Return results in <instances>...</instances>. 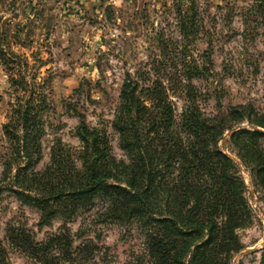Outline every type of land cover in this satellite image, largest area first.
<instances>
[{"label":"rangeland","instance_id":"obj_1","mask_svg":"<svg viewBox=\"0 0 264 264\" xmlns=\"http://www.w3.org/2000/svg\"><path fill=\"white\" fill-rule=\"evenodd\" d=\"M255 2L0 0V238L11 263L37 264L11 243L12 230L25 231L42 243L65 227L74 248L90 241L98 246L88 264H130L144 251L140 233L98 221L97 209L72 221L57 218L45 224L33 205L21 202L10 190L15 171L5 178L4 170L12 143L3 125L10 122L18 98L13 78L25 75L43 97L36 171L45 169L58 142L80 146L76 136L80 116L90 127L106 130L114 155L124 158L112 121L127 74L136 78L149 74L146 80L139 79L141 85L159 80L177 116L185 105L187 84L199 92L206 117L227 114L230 107L264 116V29L253 11ZM185 15L193 24L184 38L180 23ZM189 65L203 70L204 76L189 80ZM239 126L250 127L245 122L232 130ZM228 133L226 145L222 141L220 146L237 164L252 211V225L237 232L243 249L233 254L229 264H262L264 190L254 185L251 171L227 144Z\"/></svg>","mask_w":264,"mask_h":264},{"label":"trees","instance_id":"obj_2","mask_svg":"<svg viewBox=\"0 0 264 264\" xmlns=\"http://www.w3.org/2000/svg\"><path fill=\"white\" fill-rule=\"evenodd\" d=\"M253 11L264 29V0H256ZM181 20L185 38L193 23L186 15ZM188 68L189 80L205 74L194 65ZM146 75L127 74L120 90L112 128L123 159L114 155L106 130L90 127L80 116V146L55 144L43 171L35 170L41 159L43 97L25 75L13 78L18 98L3 125L12 143L5 178L15 171L9 188L33 205L45 224L97 209L98 221L136 230L144 251L130 264H229L243 249L237 232L252 225V211L237 164L220 145L236 125L250 126L233 132L227 144L264 190V116L230 107L227 114L206 117L190 84L183 87L185 105L177 116L159 80L140 84ZM9 238L37 264H88L98 248L92 241L74 248L65 227L42 243L19 230L10 231ZM0 264H13L1 238Z\"/></svg>","mask_w":264,"mask_h":264},{"label":"water","instance_id":"obj_3","mask_svg":"<svg viewBox=\"0 0 264 264\" xmlns=\"http://www.w3.org/2000/svg\"><path fill=\"white\" fill-rule=\"evenodd\" d=\"M241 128V126H239L238 128H236V129H234V130H231L229 133H228V136L230 135V134H232L234 131H237L238 129H240ZM226 139L227 138H224V140H223V142H222V145H226ZM245 254H247V252H245V253H242L240 256H244Z\"/></svg>","mask_w":264,"mask_h":264}]
</instances>
